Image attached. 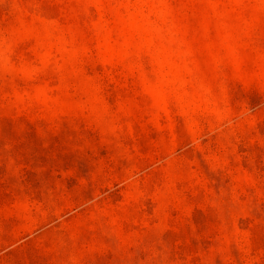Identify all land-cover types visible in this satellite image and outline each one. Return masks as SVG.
Wrapping results in <instances>:
<instances>
[{
    "label": "rangeland",
    "instance_id": "rangeland-1",
    "mask_svg": "<svg viewBox=\"0 0 264 264\" xmlns=\"http://www.w3.org/2000/svg\"><path fill=\"white\" fill-rule=\"evenodd\" d=\"M0 264H264V0H0Z\"/></svg>",
    "mask_w": 264,
    "mask_h": 264
}]
</instances>
